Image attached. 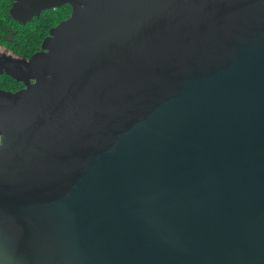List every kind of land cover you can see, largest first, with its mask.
<instances>
[{
	"label": "water",
	"instance_id": "1",
	"mask_svg": "<svg viewBox=\"0 0 264 264\" xmlns=\"http://www.w3.org/2000/svg\"><path fill=\"white\" fill-rule=\"evenodd\" d=\"M71 6L0 56V264H264V0Z\"/></svg>",
	"mask_w": 264,
	"mask_h": 264
},
{
	"label": "trees",
	"instance_id": "2",
	"mask_svg": "<svg viewBox=\"0 0 264 264\" xmlns=\"http://www.w3.org/2000/svg\"><path fill=\"white\" fill-rule=\"evenodd\" d=\"M16 0H0V46H5L24 59L34 58L45 49V44L50 37L51 29L68 18L71 6L65 4L57 10H47L43 15L34 16L31 21L17 18L11 12ZM30 50L31 54L23 51ZM21 85L20 88H13ZM25 84L11 75L4 73L0 75V89L17 92L22 90Z\"/></svg>",
	"mask_w": 264,
	"mask_h": 264
},
{
	"label": "flooded vegetation",
	"instance_id": "3",
	"mask_svg": "<svg viewBox=\"0 0 264 264\" xmlns=\"http://www.w3.org/2000/svg\"><path fill=\"white\" fill-rule=\"evenodd\" d=\"M63 6H66V5H62V6H60V7H58V8H53V9H51V10H57V9H59V8H61V7H63ZM47 10H49V9H47ZM47 10H44V11H42V13L40 14V15H43L44 14V12L45 11H47ZM39 16V15H38ZM34 19V16H32V18H31V20H33ZM30 19H29V21H31ZM25 21H28V20H25ZM28 21V22H29ZM0 49H2L3 50V52H1L0 51V54H5V55H9V56H12L13 58H16V59H21V60H25V61H31L33 58H31V59H24L22 56L23 55H21V56H19V55H17L15 52H13L12 50H8L5 46H0ZM25 54H31V52H30V50H25V51H23ZM21 87V85H18V86H16V87H14L13 89L14 90H16V89H18V88H20ZM23 89H25L26 88V85L24 86V87H22ZM22 89V90H23Z\"/></svg>",
	"mask_w": 264,
	"mask_h": 264
},
{
	"label": "built area",
	"instance_id": "4",
	"mask_svg": "<svg viewBox=\"0 0 264 264\" xmlns=\"http://www.w3.org/2000/svg\"><path fill=\"white\" fill-rule=\"evenodd\" d=\"M3 142V138H2V135L0 133V144Z\"/></svg>",
	"mask_w": 264,
	"mask_h": 264
},
{
	"label": "rangeland",
	"instance_id": "5",
	"mask_svg": "<svg viewBox=\"0 0 264 264\" xmlns=\"http://www.w3.org/2000/svg\"><path fill=\"white\" fill-rule=\"evenodd\" d=\"M0 51L3 52L2 49H0ZM0 56H9V55H5V54L3 55V54H0Z\"/></svg>",
	"mask_w": 264,
	"mask_h": 264
}]
</instances>
